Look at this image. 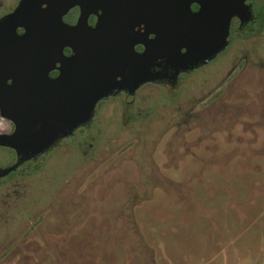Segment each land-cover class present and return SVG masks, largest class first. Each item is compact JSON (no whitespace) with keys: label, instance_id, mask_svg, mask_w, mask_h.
Listing matches in <instances>:
<instances>
[{"label":"flooded vegetation","instance_id":"af4514ba","mask_svg":"<svg viewBox=\"0 0 264 264\" xmlns=\"http://www.w3.org/2000/svg\"><path fill=\"white\" fill-rule=\"evenodd\" d=\"M19 2L20 0H0V19L13 12ZM246 4L251 9V19L245 22L238 16L233 17L226 46L213 58L194 66H185L186 64L180 62V55L187 53L189 45L195 39L182 34L183 30H180L181 26L177 22L162 21V18L175 19L178 15H157L156 20L161 21L156 23L155 31H150L145 36L144 21L147 15L142 13V20L133 17V31L139 40L143 41L135 44L134 49L136 53L143 54L146 46L153 44L155 50L152 62L154 72L158 74L155 78L145 80L149 82L140 84L135 89L115 90L100 100L90 121L60 138L43 153L24 156L19 155L17 150L10 146L0 145V170L6 172L0 177V228L3 225L6 228V224L7 227H13L14 224L13 231H16L21 224L28 234L21 238L17 235V239L12 240V243L20 241L29 253L34 243H23L20 239L33 238L36 230L44 229L48 236L46 242H43V255H46L51 249L50 245H58L53 241L51 234H60L52 233L51 230L77 231L94 218H100L103 225L108 226L111 218L101 217V207L104 201L112 197V193H117L113 205L121 204L119 200L124 193L121 186L130 174L128 166H125L126 161L134 166V175L139 177L141 167L135 152L136 147H140L141 139H137L135 135L147 132L156 118L166 119L164 114L161 115L163 109H176L178 118L184 111V116L182 115L177 123L166 122L160 127L162 139L170 134L172 148L168 153L167 147L160 141L150 149L148 140H143L141 150L144 160L148 149L157 157L164 155L165 151L168 153L165 155V161L167 158L173 164L176 159L175 152L172 151L176 147L173 140L178 141L180 138V129H183L182 133L185 135L207 133L212 128L210 123L213 117H218L221 123L226 124L233 116L239 119L243 112L258 108L257 101L263 85L262 83L260 87V83L264 81V62L256 61V49L257 41L264 35V0H246ZM191 9L197 12L200 5L193 3ZM80 15V8L74 7L62 20L68 26H75ZM101 15L102 11L96 9V12L88 17V25L95 27ZM136 20L139 22H135ZM192 26L198 28L200 25ZM23 32V29H18L19 34ZM251 41L255 42L253 46L247 44ZM71 54L72 50L66 47L64 55ZM59 66L58 64L57 67ZM59 73L56 68L49 76L54 79ZM7 81L11 83L13 80ZM195 81H201L198 96H192L181 103L180 98L184 90ZM219 91L220 97L209 102ZM232 92L234 94L230 95ZM249 92H252L251 96ZM68 94L72 95V88ZM261 96L264 100V93ZM16 105L18 102L15 96H12V107L15 108ZM187 110L189 114H185ZM17 130L16 122L3 117L0 109V135L13 136ZM125 133L133 135V145L131 140L119 141ZM17 138L21 143L23 137L20 135ZM52 171L59 173L55 180ZM37 175H40L39 179H36ZM101 190L102 194L99 196ZM84 208L85 217H88L85 221ZM22 252V246L17 245L4 256H17ZM58 254L61 256L62 253ZM23 257L28 260L29 254ZM11 261L19 263V260Z\"/></svg>","mask_w":264,"mask_h":264},{"label":"rangeland","instance_id":"374dc122","mask_svg":"<svg viewBox=\"0 0 264 264\" xmlns=\"http://www.w3.org/2000/svg\"><path fill=\"white\" fill-rule=\"evenodd\" d=\"M247 44L253 46L255 42ZM257 46V59L255 55L253 58L264 62V35ZM263 86L261 81L258 108L243 112L239 119L233 116L223 124L213 117L207 133L185 135L180 129V138L172 141L176 145L173 164L167 158L165 161L172 148L170 134L162 139L160 127L166 122L177 123L184 111L178 118L176 109H163L161 115L166 119L156 118L151 129L135 135L141 139L135 152L141 167L139 177L126 161L130 174L121 186V204L113 205L117 193H112L101 207V217L111 218L108 226L94 218L77 231L51 230L60 234H51L58 245H50V251L43 255V242L48 237L44 229L36 230L33 238L20 239L34 243V251L27 253L20 241L12 243L17 235L28 236L21 224L16 231L14 224L3 225L0 264H264ZM200 87L201 81L192 83L180 102L198 96ZM220 93L209 102L218 99ZM189 113L187 110L185 114ZM132 136L125 133L119 141L131 140L133 145ZM143 140H148L150 149L162 141L168 153L163 151L164 155L157 157L148 149L144 160ZM58 175L52 171L54 180ZM85 212L84 208L83 217ZM17 245L24 252L4 256ZM27 254L31 261L24 259Z\"/></svg>","mask_w":264,"mask_h":264},{"label":"water","instance_id":"95a60500","mask_svg":"<svg viewBox=\"0 0 264 264\" xmlns=\"http://www.w3.org/2000/svg\"><path fill=\"white\" fill-rule=\"evenodd\" d=\"M193 3L200 5L197 12ZM74 7L81 15L75 26H68L62 17ZM96 9L102 15L90 27L88 17ZM142 13L147 15L144 36L155 31L161 21L157 15H178L162 21L177 22L182 34L195 39L180 55L185 66L211 59L226 46L233 17L247 22L252 16L246 0H20L0 19V109L18 126L15 135H0V145L24 156L43 153L90 121L100 100L155 78L153 44L143 54L134 49L143 41L133 31V17L142 20ZM66 47L70 56L64 55ZM56 68L60 73L52 79L49 73ZM4 174L0 170V177Z\"/></svg>","mask_w":264,"mask_h":264}]
</instances>
